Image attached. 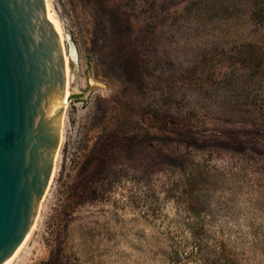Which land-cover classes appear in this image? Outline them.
<instances>
[{
	"label": "rangeland",
	"instance_id": "374dc122",
	"mask_svg": "<svg viewBox=\"0 0 264 264\" xmlns=\"http://www.w3.org/2000/svg\"><path fill=\"white\" fill-rule=\"evenodd\" d=\"M46 3L68 100L11 264H264V0Z\"/></svg>",
	"mask_w": 264,
	"mask_h": 264
},
{
	"label": "water",
	"instance_id": "95a60500",
	"mask_svg": "<svg viewBox=\"0 0 264 264\" xmlns=\"http://www.w3.org/2000/svg\"><path fill=\"white\" fill-rule=\"evenodd\" d=\"M65 71L45 0H0V264L25 240L52 178Z\"/></svg>",
	"mask_w": 264,
	"mask_h": 264
},
{
	"label": "bare ground",
	"instance_id": "6f19581e",
	"mask_svg": "<svg viewBox=\"0 0 264 264\" xmlns=\"http://www.w3.org/2000/svg\"><path fill=\"white\" fill-rule=\"evenodd\" d=\"M45 2H46V0H45ZM46 6H47V3H46ZM47 9H48V7H47ZM48 12H49V11H48ZM49 14H50V12H49ZM50 16H51V14H50ZM51 18H52V16H51ZM52 20H53V19H52ZM53 22H54V25H55V28H56L57 34L59 35V38H60V40H61V42H62L63 37H62L61 31H60V29L58 28V25L56 24V22H55L54 20H53ZM65 62L67 63L66 56H65ZM65 74H67V65H66V71H65ZM66 78H67V76H66ZM66 87H67V84H66ZM67 98H68V96L66 95V99H65V102H64V104H63V107H64V108H65V106H66V104H67ZM33 226H34V225H33ZM33 226H32V228H33ZM32 228H31V230L29 231V233H28V235L26 236V238H25V240L23 241V243L21 244V246L15 251V253H14V254H13V255H12L7 261H5L4 264H11V262L14 260L16 254L19 252L20 248L23 246V244L25 243V241L27 242V238H28L29 234L31 233Z\"/></svg>",
	"mask_w": 264,
	"mask_h": 264
},
{
	"label": "trees",
	"instance_id": "16d2710c",
	"mask_svg": "<svg viewBox=\"0 0 264 264\" xmlns=\"http://www.w3.org/2000/svg\"><path fill=\"white\" fill-rule=\"evenodd\" d=\"M102 157V156H101Z\"/></svg>",
	"mask_w": 264,
	"mask_h": 264
}]
</instances>
